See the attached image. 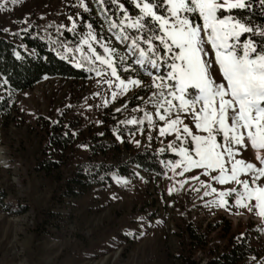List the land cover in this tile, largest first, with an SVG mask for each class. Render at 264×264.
Wrapping results in <instances>:
<instances>
[{
    "label": "rangeland",
    "instance_id": "1",
    "mask_svg": "<svg viewBox=\"0 0 264 264\" xmlns=\"http://www.w3.org/2000/svg\"><path fill=\"white\" fill-rule=\"evenodd\" d=\"M138 2L0 0V27L6 36L15 40L31 24L43 28L46 18H54L79 38L76 46L65 44V48L83 55L95 67L87 79L44 77L29 89L9 93L12 109L0 115V189L10 208L0 207V264H180L176 254L187 221L199 232L211 223L209 248L220 249L229 234L248 231L257 255L242 264H264V217L256 209L236 205L233 196L225 197L227 205L220 206L218 193L240 186L218 184L203 175V169L183 172V167L173 168L181 157L168 147L174 135L159 133L164 121L155 115L152 102L157 89L149 87V73L163 75L167 69L158 72L146 62L139 63V54L131 46V39L144 34L127 27L140 14ZM37 11L41 18L35 15ZM224 15L237 19L233 10ZM141 47L147 49L142 42ZM97 56L111 62L119 80L112 75V67ZM120 80L127 84L126 90ZM129 80H140L141 86L128 84ZM2 86L0 79V92L6 90ZM145 113L152 114L151 124ZM45 120L66 125L74 140L69 157L63 155L66 162L49 174L35 168L45 156L48 131L41 124ZM144 148L174 154L163 176L131 164L132 178L114 174L110 182L89 184L76 195L58 194L79 163L125 162ZM243 155L255 162L250 149ZM194 175L199 180L192 179ZM186 249L204 264L203 248L189 244Z\"/></svg>",
    "mask_w": 264,
    "mask_h": 264
},
{
    "label": "snow or ice",
    "instance_id": "2",
    "mask_svg": "<svg viewBox=\"0 0 264 264\" xmlns=\"http://www.w3.org/2000/svg\"><path fill=\"white\" fill-rule=\"evenodd\" d=\"M260 3L264 6V0ZM247 6L246 0H139L140 14L127 27L144 33L131 39L138 62L158 72L167 69L163 75L150 72L149 87L157 89L152 102L155 115L164 121L159 133L174 135L168 147L181 157L173 168L203 169L218 184L240 186L220 191V206L233 196L236 205L264 217V25L257 30L224 15ZM244 34L251 38L241 40ZM96 59L112 67L109 60ZM112 75L120 79L115 67ZM128 84L139 87L141 81ZM120 85L127 89L123 80ZM145 118L152 123V114L145 113ZM249 149L255 162L243 155ZM192 179L199 180V175ZM202 186L217 192L210 184Z\"/></svg>",
    "mask_w": 264,
    "mask_h": 264
},
{
    "label": "trees",
    "instance_id": "3",
    "mask_svg": "<svg viewBox=\"0 0 264 264\" xmlns=\"http://www.w3.org/2000/svg\"><path fill=\"white\" fill-rule=\"evenodd\" d=\"M246 3L249 6L233 10L236 18L260 30L264 25V6L260 0H246ZM39 12H35V15L41 18ZM44 24L45 26L40 28L34 23L20 31L15 37L18 43L14 38L6 36L3 27H0V79L3 80L2 87L6 89L0 92V115L8 114L12 109L9 93L29 89L44 77L87 79L94 74L95 67L86 57L76 56L65 48V44L76 46L79 42L78 36L73 31L61 27L54 18H46ZM245 35L251 38V34ZM41 124L48 131L45 156L37 160L35 168L49 174L66 162L64 158L69 157L74 140L69 128L60 122L45 120ZM97 143L102 144L103 141L97 140ZM167 160L174 161L175 157L166 149L152 151L144 148L133 153L125 162L84 161L78 164L71 177L66 178L64 185L59 187L58 194L76 195L89 184L110 182L114 174L132 178L134 173L129 167L131 164L160 177L166 171ZM4 196L0 189V207L7 210L10 208L3 201ZM21 206L23 210L27 208L25 205ZM210 225L211 223L203 232H199V228L193 223L186 222L181 232L180 250L176 254L180 264H200L194 254L187 251L186 246L189 244H192L194 249L203 248L206 258L204 264H242L256 259L257 253L250 243L251 236L248 231L237 230L229 234L220 249L207 247ZM217 225L219 223L216 221L213 227L216 228Z\"/></svg>",
    "mask_w": 264,
    "mask_h": 264
}]
</instances>
